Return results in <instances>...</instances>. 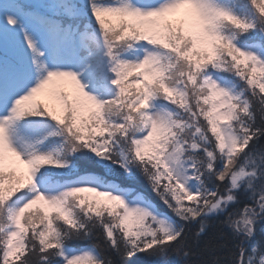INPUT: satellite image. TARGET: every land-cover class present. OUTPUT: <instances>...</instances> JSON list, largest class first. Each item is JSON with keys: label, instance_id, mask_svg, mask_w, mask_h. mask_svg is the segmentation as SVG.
I'll return each instance as SVG.
<instances>
[{"label": "snow or ice", "instance_id": "1", "mask_svg": "<svg viewBox=\"0 0 264 264\" xmlns=\"http://www.w3.org/2000/svg\"><path fill=\"white\" fill-rule=\"evenodd\" d=\"M134 260L264 264V0H0V264Z\"/></svg>", "mask_w": 264, "mask_h": 264}, {"label": "trees", "instance_id": "2", "mask_svg": "<svg viewBox=\"0 0 264 264\" xmlns=\"http://www.w3.org/2000/svg\"><path fill=\"white\" fill-rule=\"evenodd\" d=\"M170 259H172V258H170ZM133 264H135V260L133 261Z\"/></svg>", "mask_w": 264, "mask_h": 264}]
</instances>
